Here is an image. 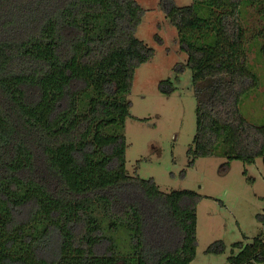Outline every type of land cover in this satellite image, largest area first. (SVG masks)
<instances>
[{
  "label": "trees",
  "instance_id": "trees-1",
  "mask_svg": "<svg viewBox=\"0 0 264 264\" xmlns=\"http://www.w3.org/2000/svg\"><path fill=\"white\" fill-rule=\"evenodd\" d=\"M193 1L161 0L193 71L197 126L188 153L210 156L223 145L226 166L264 162V121L240 110L259 85L240 13L253 6L264 25V0ZM145 11L138 0H0V264L195 259L202 195L164 191L126 167L125 96L155 54L137 36ZM260 35L264 54V26ZM160 85L175 89L171 80ZM233 246L240 250L230 264H264L263 233ZM225 250L221 240L207 248Z\"/></svg>",
  "mask_w": 264,
  "mask_h": 264
},
{
  "label": "rangeland",
  "instance_id": "rangeland-1",
  "mask_svg": "<svg viewBox=\"0 0 264 264\" xmlns=\"http://www.w3.org/2000/svg\"><path fill=\"white\" fill-rule=\"evenodd\" d=\"M178 5L193 0H174ZM146 9L137 36L155 49L154 56L136 70L126 99L130 116L124 134L128 144L126 167L132 175L153 178L164 191L192 189L202 195L197 208V255L189 264H230L240 248L235 242H252L264 234V162L228 158L223 145L214 155L193 157L188 149L197 126V97L193 71L186 66L188 55L181 49L177 28L167 17L161 0H138ZM244 26L243 46L247 67L259 78L257 88L247 93L240 110L255 124L264 121V54L260 50L263 21L253 6L240 13ZM171 80L175 89L163 91L161 81ZM193 160V162H192ZM128 235L126 228H120ZM121 240L125 245V237ZM224 241L222 253L208 252L215 241ZM255 264H262L255 262Z\"/></svg>",
  "mask_w": 264,
  "mask_h": 264
}]
</instances>
